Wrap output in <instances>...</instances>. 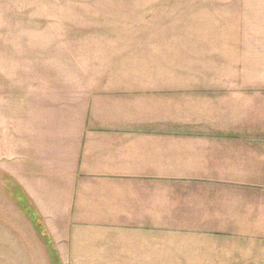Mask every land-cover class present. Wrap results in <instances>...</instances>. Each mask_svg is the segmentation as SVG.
<instances>
[{
  "label": "crops",
  "instance_id": "0c3cea01",
  "mask_svg": "<svg viewBox=\"0 0 264 264\" xmlns=\"http://www.w3.org/2000/svg\"><path fill=\"white\" fill-rule=\"evenodd\" d=\"M120 75L63 114L32 120L28 133L16 129V182L58 256L64 264L257 259L264 154L247 146L257 134L182 114L167 104L166 81L146 89Z\"/></svg>",
  "mask_w": 264,
  "mask_h": 264
},
{
  "label": "rangeland",
  "instance_id": "374dc122",
  "mask_svg": "<svg viewBox=\"0 0 264 264\" xmlns=\"http://www.w3.org/2000/svg\"><path fill=\"white\" fill-rule=\"evenodd\" d=\"M121 73L166 81L168 105L256 133L247 146L264 154V0H0V264L66 262L16 182V129ZM254 249L243 263L264 264Z\"/></svg>",
  "mask_w": 264,
  "mask_h": 264
},
{
  "label": "trees",
  "instance_id": "16d2710c",
  "mask_svg": "<svg viewBox=\"0 0 264 264\" xmlns=\"http://www.w3.org/2000/svg\"><path fill=\"white\" fill-rule=\"evenodd\" d=\"M34 215H35V214H34ZM35 216H36V215H35ZM36 217H37V216H36ZM36 217H35V218H36ZM37 218H38V217H37Z\"/></svg>",
  "mask_w": 264,
  "mask_h": 264
}]
</instances>
